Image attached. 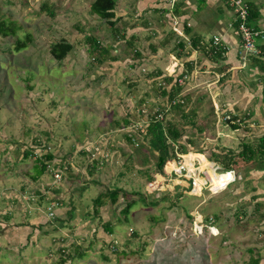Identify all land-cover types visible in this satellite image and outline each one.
Wrapping results in <instances>:
<instances>
[{
    "label": "rangeland",
    "instance_id": "rangeland-1",
    "mask_svg": "<svg viewBox=\"0 0 264 264\" xmlns=\"http://www.w3.org/2000/svg\"><path fill=\"white\" fill-rule=\"evenodd\" d=\"M58 1L55 16L50 18L39 12L41 0H0V23L5 22L11 28L8 31L14 32L0 35V264H250L251 259L261 260L264 157L225 167L228 150L240 151L244 143L256 145L264 136L257 125L259 115L264 120V106L259 114H251L255 111L251 109H255L253 96L249 100L253 95L249 87L256 83L251 74L259 71L250 72L249 60L238 64L236 71L228 70L223 58L200 62L189 71L187 56L171 63L173 52L167 49L174 40L168 38L165 46L160 40L172 27L170 15L158 22L153 19L154 27L163 31L157 35L159 40H151L154 36L146 40L150 36L146 31L137 40L128 37L129 45L126 38L113 40L119 20L110 27L90 13L95 0ZM115 8L119 11L117 5ZM202 13L211 18L207 7ZM222 16L229 21L230 15ZM119 17L126 18V27L130 16ZM211 30V24H199L191 32L210 36ZM86 37H95L108 47L101 64L91 61L96 55L89 54ZM16 41L23 47L15 51ZM60 41L70 42L73 48L57 62L50 55V45ZM133 49H138V57ZM146 53L158 57L156 63L154 58L147 61ZM157 70L161 72L158 77L153 74ZM184 72L183 78L166 81V77ZM175 82L184 104L181 110L171 108L163 123L177 127L181 145L189 139L193 152L214 167H223L217 174L235 172L236 179L215 194L210 190L211 179L210 186L195 193L172 183L167 191L157 192L167 182L166 164L158 170L156 154L137 131L132 132L137 144L126 140L123 122L142 123L156 109H164L163 89L169 90ZM109 102L110 107L106 106ZM226 112L242 123L233 128L223 118ZM26 151L28 158L20 159ZM45 152L56 155V161L50 163L46 176L31 182L34 154ZM64 154L69 155L62 159ZM193 157L191 153L186 158ZM93 160L100 167L90 179L86 173ZM60 166L59 174L49 171ZM207 168L203 171L209 174ZM84 179L89 184L83 201L77 200V194L72 197L74 210L80 216L85 210L88 213L85 235L80 236L69 225V205L61 213V205H53L57 202L52 191L71 195ZM46 186L50 190H44ZM117 189L121 192L115 202L104 196ZM57 197L61 203L60 195ZM127 200L135 204L125 220L121 211ZM50 206L57 217L63 214L64 225L60 219L45 220ZM4 213L10 215L8 221ZM106 224L111 233L104 228ZM53 226L56 231L43 234ZM5 231L14 233L8 239ZM111 242L115 250L109 247ZM70 243L75 246L65 249ZM68 254L74 257L70 263L65 259Z\"/></svg>",
    "mask_w": 264,
    "mask_h": 264
},
{
    "label": "crops",
    "instance_id": "crops-1",
    "mask_svg": "<svg viewBox=\"0 0 264 264\" xmlns=\"http://www.w3.org/2000/svg\"><path fill=\"white\" fill-rule=\"evenodd\" d=\"M199 1L200 0H177V2L175 3V7L178 6L180 8V12L182 13V19L179 20L180 25H179L178 29H182V27H186V28H189V32L186 33L183 31L181 36H177L176 34H174L172 32V30H171L172 27L170 26V31L168 30L166 33V36L163 39H160L161 41L166 40L165 45L168 44L167 40H169V39L174 40V42H173L174 44L173 45L171 44L172 47H169L167 49L168 53H170L169 51L173 52V54L170 55L171 56L170 57L171 63L177 61V58L184 57V56L185 57L187 56L186 59L188 62L191 63V67L195 64H199L200 62L209 63L211 61V59H209L206 55H204V53H202L200 50L197 51L196 49L195 50L190 49L189 45L187 46V43H188L187 41H189L191 37L197 36L200 38V40L203 43H205L207 40H209L213 36H219V37H221L223 44L225 45V47L227 49L226 55L223 56V60H224L223 62L227 66L228 70L236 71L235 68L237 67L238 64H240L239 53H240V46L241 45H240V39H239L238 34L236 33V31H234V28L230 27V25H229L233 22V19H234V14L232 12V9L228 5H226L223 0H205V4L203 6L199 5ZM246 1L249 3H252L253 5H255L256 7L259 8L261 15H260V18L257 22V28H258V30L262 31L264 29V0H246ZM47 2L49 4H47ZM58 2H59L58 0H41L40 3H45V4L49 5L50 7H52L53 10H55L56 5H58ZM168 6H169V0H117V9L119 8V11L115 10L116 17L120 18L119 16H122V15L124 16L127 14L128 16H130L128 18V20L130 19L129 20L130 22L125 27L126 18H124L123 21L122 20L118 21L117 25H118L119 31H117L115 33L113 40L115 41L117 38V40L121 41V39L124 40V38H126L127 41L124 40L125 43H127L128 41L131 42V39L132 40L133 39H135V40L139 39V36L146 31L150 33V36L148 35V37H146V40H148V38H151V36L152 37L154 36V38L151 40H159V39H157V37H158L157 35L161 36V33L163 31L162 32L158 31V28L154 27L155 22L160 21V19L164 18L165 15L166 16L170 15L169 12H168L169 13L168 14L167 12L165 13V12L160 11V10H164V9L170 10L168 8ZM205 7H207V9H208L209 15H211L210 19H208L209 17H207L206 14L202 13L203 10H205ZM222 15H230L229 21L226 22ZM213 16H215V19H213ZM153 19L155 20V22H153ZM215 20H216V22H215ZM153 23H154V25H153ZM104 24H105V21L103 20V25ZM159 24H160V26L162 25V23H159ZM199 24L202 26L211 24V29H212L211 35L210 36L209 35L208 36H202V35H199L196 33L193 34L191 31H193V28L195 25H199ZM171 33H172V36H171ZM128 37H130L131 39H128ZM180 41L185 42V44H186L183 49H178V47H176L178 42H180ZM258 43L263 44L264 39L261 41H258ZM151 44H155L154 41H151ZM103 47H105V46H103ZM137 50L138 49H136V50L133 49V52L135 51V53H137L138 52ZM155 53L156 52H153V54H155ZM176 54L177 55L179 54V56H176ZM149 55H150L149 53L146 55L148 57L147 61L154 58L153 63H156V59L158 57L151 56V55L149 56ZM142 62H140V66H141ZM188 62H186V63H188ZM186 68H187V66H186ZM249 70H250V72H253V69H249ZM257 74H258V72L251 74V76L253 77L252 81L256 82V83H252V85H253L252 88L249 87V89H251V90H249V92L253 94V95H251L249 100H251L252 96H253V103L252 104H253V107L255 108V109L251 108L252 110H255V111L251 112V114H254V115L259 114L258 111H260L262 109V106H264V81L257 80L256 79ZM133 88H135L134 85H133ZM141 101H143V100H141ZM145 102H146V100H145ZM111 103L109 102L108 105H106V106H109ZM109 107H107V108H109ZM251 114H247V115L251 116ZM259 117H260L259 121L261 123L258 122L257 125L262 127L264 130V120L262 119L263 117H261V115H259ZM123 124L127 125L128 122L124 121ZM115 125L117 127L118 123L116 122ZM120 126H121V124H120ZM52 155H53V160L50 162L51 164L54 163V161H56V155H54L53 153H52ZM68 155L69 154H67V155L64 154L62 159L66 158V156H68ZM193 156H194L193 159H196V160H198L197 156L203 157L202 155L200 156L198 154H193ZM20 159H26V158L21 156ZM34 159H36V157H34ZM37 163L38 164H36L35 160L32 161V167L29 168L30 171L34 172V174H31L32 176H34L36 174V172L38 171V169L41 167V163H39V162H37ZM198 163H199V161H198ZM200 167L203 170V168L206 166H200ZM88 169H90V167ZM30 171L28 172L29 174H30ZM46 171H47V169H46ZM206 171H207V173L209 172L208 169ZM25 172H27V170H25ZM45 172H44V174H45ZM88 173H86L87 178L90 177V174H88ZM44 174L42 176H40L39 178H36V180L32 179V181L31 180L30 181L36 182L38 180H41L44 176H46V174L45 175ZM207 176H208V179H211V191H213V189H215V188L212 187V184L215 181L220 180L225 175L218 176L217 174H215L211 170V175L207 174ZM232 176L234 178L233 173H230V175L225 176L226 178H228V183L232 180ZM90 179H91V177H90ZM88 184L89 183H88L87 179H84L83 184H81L80 187L76 188L75 191H73L71 193V195H69L68 191H67V194L69 196L66 195V193H64L62 195L59 194L60 191L58 189L52 191L53 195H55L54 197H55L56 202H57V199H59V197H57V196L60 195V202L61 203L59 205H61V213H63V209L66 207L65 204L69 205V206H67V207H69L68 215L71 218L69 225L73 226L74 227L73 228L74 233L77 232V235H80V236L85 235L83 228L85 227V224H86L85 219L88 217V213H85L86 212V210H85V212L81 214L82 216H80V212L74 210V204H73L72 197L74 194H77V200L80 202L83 201V199H82L83 193L87 192V190H88L87 185ZM45 189L50 190L49 186L44 187V190ZM34 192L36 194H40L37 190H34ZM64 197H65V199H64ZM41 198H43V197H41ZM96 199L97 198H95V200ZM13 201H14V199H13ZM13 201H12V203H14ZM67 201H69V202H67ZM67 207H66V209H68ZM61 215H63V214H61ZM60 216L58 217V220L59 219L61 220ZM65 223L66 222H64L63 220L60 221V225H62V224L64 225ZM55 227L56 226L50 227L49 229L46 228L45 230H43V234L46 235V233L49 231L50 232L56 231L57 229ZM37 230L39 231L40 229H37ZM7 233H8V231L3 232L4 237H6V235H9V234L12 235L14 232L11 231V233L10 232L8 234ZM10 235L8 236V239L10 238ZM96 235L97 234L93 232L92 237H95ZM74 246H75V243H70V246L65 248V249H68V248H71ZM68 255H70V254H68ZM261 258L262 259L259 260L258 264H264V255H261Z\"/></svg>",
    "mask_w": 264,
    "mask_h": 264
},
{
    "label": "trees",
    "instance_id": "trees-1",
    "mask_svg": "<svg viewBox=\"0 0 264 264\" xmlns=\"http://www.w3.org/2000/svg\"><path fill=\"white\" fill-rule=\"evenodd\" d=\"M204 4H205V0L199 1L200 6H203ZM38 5H39L38 10L40 13L47 15L50 18L55 16L54 10L49 5L45 3H40ZM116 5H117V0H95L90 7V13L93 15L99 16L102 20L105 21V24H107V26L111 27V26H114L117 20H120L119 18L116 17V13H115ZM248 6H249V9H248L247 25L253 28L254 30H258L257 22L261 15L259 8L249 2H248ZM160 11L165 12V13L169 12L171 15L170 16L171 18L179 17L180 20L182 19V13L180 12V8L178 6L177 7L174 6L170 10L164 9ZM4 24L6 23L5 22H3L2 24L0 23V35L4 37L11 35V34L13 35L14 32L8 31V30H11L10 26L6 27L7 25L5 26ZM183 31L188 33L189 28L182 27V32ZM262 31L264 33V29ZM171 36H172V33H171ZM261 40L263 39H255V45L260 49L261 53L259 54L258 57H250L248 60L250 62L249 69H257L259 71L258 74L256 75V79L260 81H264V43L263 44L258 43V41H261ZM17 41L15 42V44H17L15 51L20 50L23 47V45L17 43ZM86 43L89 45L88 46L89 54H91L92 56L96 55L94 56L93 59H91V61L93 63L96 62L98 65L101 64L102 60H104V57L106 58V55H108L109 53L108 48L101 46V44H99L98 40H96L95 37H86ZM165 43H166V40L161 41L162 45H165ZM128 44H130V42ZM185 45H186L185 42L180 41L178 42L176 47H178V49H183ZM189 47L192 50H195V49L197 51L200 50L202 53H204V55H206L209 59L213 61H220L223 58L222 56L223 50H221L220 48L214 49L213 47L206 48L205 45H203L200 38L197 36L190 38ZM72 48H73V44H71L70 42L68 43L65 41H60V42L50 45V55L55 61L61 62L70 54ZM153 52H155V49H153ZM135 55L136 57L139 56L138 53H136ZM176 56H179V54L178 55L176 54ZM185 66H187L186 69H188V71L191 69L190 62L185 63ZM184 73L174 78L166 77V81L170 83L172 79H175L176 81L177 79L183 78L184 75H186V72ZM153 74L154 76L158 77L161 75V72L157 70ZM178 86H179L178 83L175 82L169 90L163 89L162 94L166 96L167 100H172L177 97V94L180 90V87ZM182 107H183V104H177L171 108L181 110ZM161 110H163V108H161ZM235 126L237 125L234 124V126L232 127L236 128ZM141 135H142L141 139H145L148 141V148L156 154L155 166L158 168L159 171L163 168V166L167 163V161L174 158L175 155H174L173 145H176L178 147V150L183 153L188 151V149L192 151L193 142L187 139L186 141L187 144H185L184 146L181 145L180 139L182 138V134L177 129V127L173 123H170V122H167L165 124L160 121L155 122V123H150L149 125L145 127L144 132L141 133L139 136ZM126 140L127 142L132 144V142H136L137 139L132 141L129 137H126ZM227 153L229 154V158H228L229 162L225 163V167L228 169L233 168V166L236 167L237 164H239L238 161L248 163L254 160L256 156H258V158L261 159L262 157H264V136L258 139V144L256 145L244 143L242 145V150L235 151V152L228 150ZM28 154L30 153L26 151L21 156L24 158H28L29 156ZM198 155H201V154H198ZM34 156H36V159H35L36 164H38L37 162L41 163V167L38 169L36 174L32 176V179L36 180V178H39L40 176H42L44 172L46 171V169L50 166V162L53 160V155L48 152H45L39 155L34 154ZM215 159L218 160L217 157H215ZM90 163H91L90 166L88 165L90 167L89 174H93L98 169L99 162L96 160L95 161L93 160ZM60 168L61 166L58 167V169L52 168V170H49V171H51L52 173H55V172L60 173L59 171ZM221 175L228 176L230 175V173L228 174L223 173ZM159 184H160L159 182L156 183L155 187L158 188ZM120 192L121 190L117 189L112 192L104 193V196L106 195V197L109 198L112 202H115L116 197L118 193ZM99 198H100V194L98 195L97 199L94 201V205L99 201ZM139 199L142 202V204H144V199L142 197H140ZM57 204H60V203H57ZM134 204H135V201L127 200L125 202V206L121 211L123 215L125 216V220H127L126 216L128 214L129 209ZM4 218L8 221L10 219V215H5ZM55 218L58 220L57 215H55L54 219ZM104 228L106 229L108 233H111V228L108 224L104 225ZM115 246L116 245L113 244L112 242L109 243V247L114 250H115ZM73 258L74 257L68 255L67 258L65 259H67V261L70 263V261L73 260ZM258 263H259L258 259H251L250 261V264H258Z\"/></svg>",
    "mask_w": 264,
    "mask_h": 264
},
{
    "label": "built area",
    "instance_id": "built-area-1",
    "mask_svg": "<svg viewBox=\"0 0 264 264\" xmlns=\"http://www.w3.org/2000/svg\"><path fill=\"white\" fill-rule=\"evenodd\" d=\"M28 1V0H27ZM34 1V0H33ZM38 1V0H35ZM226 5H228L234 14V19L233 22L230 25V27L234 28V31L239 36L240 39V53H239V59L240 63H244L247 61L250 57H258L259 54L261 53L260 49L255 45V39H264V33L263 31L259 30H254L253 28L249 27L247 25V18H248V2L246 0H224ZM177 0H169V9L173 8L175 6V3ZM173 23H172V31L178 35H182V29H178V22L180 19L179 17H173ZM189 26V25H188ZM187 46L189 45V41H187ZM203 43V42H202ZM206 48L213 47L214 49L220 48L223 50L222 56L226 55L227 49L225 45L223 44V41L221 37L219 36H213L209 40H207L205 43H203ZM177 104H184L183 99L177 95L176 98L172 100H167L165 108L161 110V108L156 109L150 117H148L147 121L141 122H129L127 124L126 129H127V134L126 136L129 137L132 141L138 139L134 134L132 133L133 131H137L138 135L143 133L145 127L149 125L150 123H155V122H164L169 110L171 107L177 105ZM143 110L146 112V108H143ZM142 110V111H143ZM141 114H144L143 112L139 111ZM224 115V120L225 122H230L235 125H240L242 123L241 119L236 116L232 115L229 112H226L223 114ZM145 120V119H144ZM147 122V123H146ZM136 144V142H133ZM173 150H174V158L171 160L167 161L166 167L164 169L166 173V177L164 179H167V182H163L162 184V189H156L157 192H162L164 190L167 191V188H170L172 183V186H180L183 188H188V190L193 191H199L201 188H205V185L210 186V180L208 179L207 174L201 169L198 160H194L193 164L191 165V168L189 167V164L187 163L186 157L190 155L191 153L193 154H198L193 151H186V152H181L178 150V147L176 145H173ZM206 160V159H205ZM207 161V160H206ZM210 166L212 167L213 171L215 174H217V171L223 170V167L216 166L214 167L213 163L208 162ZM218 173V174H222ZM225 174L228 173H233L234 179H236V175L233 169L229 171H225ZM59 174V173H56ZM233 179V180H234ZM232 180V181H233ZM199 182L198 188L195 187V182ZM231 181V182H232ZM227 187V185L225 186ZM224 187V188H225ZM223 188V189H224ZM211 190V189H210ZM53 205H57L53 204ZM51 205V206H53ZM51 206L48 207L47 209V217L46 220H53L55 217L54 212H52ZM8 215V213H4L3 216ZM0 226H2V223H0ZM201 231V230H200Z\"/></svg>",
    "mask_w": 264,
    "mask_h": 264
},
{
    "label": "bare ground",
    "instance_id": "bare-ground-1",
    "mask_svg": "<svg viewBox=\"0 0 264 264\" xmlns=\"http://www.w3.org/2000/svg\"><path fill=\"white\" fill-rule=\"evenodd\" d=\"M201 156V155H200ZM199 156H197V159H198V161H199V165L200 166H208V168L207 169H210V170H208L209 171V174L211 175V170L213 171V169H212V167L210 166V164L208 163V161H206L205 160V158L204 157H199ZM186 160H187V163L189 164V167H190V165H192L193 164V161L195 160V159H187L186 158ZM209 164V165H208ZM214 172V171H213ZM223 174V173H222ZM218 176H220L221 174H217ZM232 179H233V177H232ZM232 181V180H231ZM230 181V182H231ZM229 182V183H230ZM228 183V178H226L225 176L224 177H222L220 180H218V181H215L213 184H212V187L213 188H215V189H213V191H212V193H216V191L217 190H219V189H222V188H224L225 186H226V184ZM228 183V184H229ZM227 184V185H228ZM217 188V189H216ZM219 188V189H218ZM210 189H211V187H210ZM198 224V223H197ZM196 226V225H195ZM198 231V230H197ZM213 232H214V234H216V230H214L213 229Z\"/></svg>",
    "mask_w": 264,
    "mask_h": 264
},
{
    "label": "clouds",
    "instance_id": "clouds-1",
    "mask_svg": "<svg viewBox=\"0 0 264 264\" xmlns=\"http://www.w3.org/2000/svg\"><path fill=\"white\" fill-rule=\"evenodd\" d=\"M199 154V153H198Z\"/></svg>",
    "mask_w": 264,
    "mask_h": 264
}]
</instances>
